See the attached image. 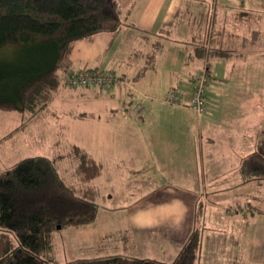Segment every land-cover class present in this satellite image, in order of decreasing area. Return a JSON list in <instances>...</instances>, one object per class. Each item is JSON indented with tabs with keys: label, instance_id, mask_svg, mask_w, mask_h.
<instances>
[{
	"label": "crops",
	"instance_id": "crops-1",
	"mask_svg": "<svg viewBox=\"0 0 264 264\" xmlns=\"http://www.w3.org/2000/svg\"><path fill=\"white\" fill-rule=\"evenodd\" d=\"M222 1L118 0L128 21L137 27L125 30L133 48L131 56L124 61L119 57L120 68L128 66V72L119 69L125 82L108 91L83 88L73 94V98H92L96 103L109 97L114 104L112 110L129 123L125 131L129 143H138L144 150L143 157L138 154L130 162L133 172L147 176L138 184L146 193L125 210L132 248L125 256L172 262L196 225L204 228V251H210L201 264H220L211 254L216 252L212 244L223 250L222 264H251L252 254L257 251L258 255L264 243V209L257 206L264 197L257 183L264 189V179L246 175L242 167L245 158L257 150V131L262 134L264 128L263 117L257 113L256 87L257 37L264 35L257 28V21H262L257 8L263 9L259 6L263 0L258 4L257 0ZM82 53L79 43L73 61ZM206 66L211 70L206 87L207 111L199 115L188 101L197 76ZM174 87L184 94L180 103L167 101L168 91ZM134 92L140 95V112L132 107ZM132 111L138 117L135 122L127 119ZM80 113L71 115L78 117ZM102 117L100 114L96 118L101 121ZM257 118L263 120L259 129ZM112 127L117 131L123 126ZM216 144L226 151L218 154ZM95 160L102 171L94 180L104 169L103 163ZM148 161L180 182L171 183L166 176L171 182L164 183L162 176L144 173ZM210 192L223 206L221 217L236 215L238 219L231 221L226 216L221 232L219 221L214 222L218 210L207 208L214 203ZM253 227L259 228L262 236L257 235L249 253L244 242L246 235H251L246 229ZM230 243L235 251L227 250Z\"/></svg>",
	"mask_w": 264,
	"mask_h": 264
},
{
	"label": "trees",
	"instance_id": "trees-1",
	"mask_svg": "<svg viewBox=\"0 0 264 264\" xmlns=\"http://www.w3.org/2000/svg\"><path fill=\"white\" fill-rule=\"evenodd\" d=\"M135 28L118 0H0V109L19 111L37 123L51 115V104L67 84L65 80L70 83L69 76L92 80H80L74 88L112 87L120 82L115 75L92 68L71 73L72 52L78 41L98 33L116 37ZM206 68L208 83L211 70ZM138 104L142 108V102ZM261 135L257 150L242 166L246 175L257 180L264 179V128ZM82 150L73 146L78 158L77 187L64 181L47 156L26 157L0 170V264L202 263L204 228L198 225L172 262L106 255L59 263L45 257L52 252L58 226H84L98 215V190L90 182L100 175L102 166Z\"/></svg>",
	"mask_w": 264,
	"mask_h": 264
},
{
	"label": "rangeland",
	"instance_id": "rangeland-1",
	"mask_svg": "<svg viewBox=\"0 0 264 264\" xmlns=\"http://www.w3.org/2000/svg\"><path fill=\"white\" fill-rule=\"evenodd\" d=\"M220 2L223 3L222 0ZM259 6L263 7V9L257 8L262 21L261 18L257 21V28H261V32H264V0ZM113 38L114 35L112 33L101 32L90 40L78 41L75 47L80 43L83 53L78 55L76 61H74V68L71 69V73L82 71L84 66L89 64L92 65V69H97L99 73L103 72L104 75L117 76L120 82L115 85L124 83L125 78L119 75V69H121L120 64H118L120 63L119 57H122V61H124V59L131 56L133 48L128 40L127 32L121 33L116 40ZM127 67L124 66L121 70L128 72ZM260 72L264 75V35L257 37L256 86L257 113L264 120V77ZM65 83L68 85L65 84L61 88L52 103L50 109L52 118L49 116L48 118L44 117L35 123L36 118H31L30 116L27 119L19 111L0 109V170H5L26 157L47 156L54 161L64 181L71 187H77L79 186L76 174L78 158L73 151L72 144L79 149H83L84 154L88 153L101 161L104 167L102 175L90 182L91 185L96 186L98 189L97 201L99 210L96 219L93 223L86 226L59 229L53 239L52 252H48L45 257L52 258L54 262L62 263L75 258H92L115 254H123L125 256L127 255L126 253H130L127 252V249L132 250L128 244L130 229L129 227L127 229L125 210L134 201L140 199L142 194L146 193V190H139L138 184H141L139 179H142V177L146 179L147 176L133 172L130 162L132 159H137L138 154L140 155L138 157H143L141 155L144 150L140 149L138 143H135V146L129 143L128 136L125 133L129 123L126 122V118L118 116L117 111L112 110L114 104L109 97H102L100 103H96L92 98L88 100L86 98L80 99L81 96L73 98L75 90H82L83 88H74L75 85H71L66 80ZM110 88L111 86L109 85L101 90L108 91ZM130 89L135 90V87ZM139 96V93L134 92L133 97H131L133 109L138 103H141L137 100ZM78 111L82 113H80L81 115L77 114L79 115L78 117L71 115V113ZM88 111L90 114L84 116L83 113ZM100 114L105 116L102 117L101 121L96 118ZM136 118H138L137 114L133 111L128 113V120L131 119L135 122ZM263 120L257 118L258 129L260 121ZM63 123H66V125L62 126ZM115 124L123 127L116 131L112 127ZM261 139V131H257V145ZM216 146L218 154L226 151V149H222V145L216 144ZM144 168L147 170L144 172L146 174L153 173L154 175L162 176L161 181L164 180V183L171 182V180V183L173 181L175 183L180 182L179 179H175L170 174L163 173L162 170L158 171L156 167L153 168L149 161L147 165H144ZM154 175L152 176L153 178ZM166 176L170 177L171 180ZM145 181L147 182V180ZM187 181L188 183L191 182L190 179ZM261 185L257 183V189L262 190L263 193L264 189L260 187ZM210 200L214 203L213 205H208L207 208L209 210H212V208L218 210V215L214 219V222L219 221L218 223L221 224L218 227V231L221 232L226 224L224 220L227 219L225 218L226 216L232 218L230 219L231 221H238L236 215L226 214V216L221 217L224 210L223 206L211 192ZM252 203L255 205L254 201ZM257 206L264 209V197L257 201ZM246 208L248 207L244 206L245 211H247ZM250 208L252 209V207ZM244 209H242V212ZM249 216L252 217L253 215ZM210 217L211 215L209 214L207 219L209 220ZM246 233L251 235H246L244 249H247V252L250 253L254 249L255 242H257V235L260 234L262 236V233L259 232V228L254 227L247 228ZM216 246V244H212V248H215L216 252L211 254L216 255L215 258L218 259V263L222 264V255H220L222 249ZM231 246V243L228 244L227 250L235 251ZM203 253V258L208 254L210 255L209 250ZM252 259L251 264L264 263V243H262L258 255L257 251L252 254Z\"/></svg>",
	"mask_w": 264,
	"mask_h": 264
},
{
	"label": "built area",
	"instance_id": "built-area-1",
	"mask_svg": "<svg viewBox=\"0 0 264 264\" xmlns=\"http://www.w3.org/2000/svg\"><path fill=\"white\" fill-rule=\"evenodd\" d=\"M80 78V79H79ZM68 80L70 81L71 84L76 85L80 80H84L81 77L78 76H69ZM82 81L83 83H91V79H87V81ZM208 81V74L206 72V69L198 76L197 80L195 81V84L193 86L192 92H191V97H190V104L193 110L199 114L202 115L206 113L207 108H206V84ZM183 92L179 89H172L168 92L167 95V101L169 103H180L183 98ZM137 112H140L141 105L138 104L134 108Z\"/></svg>",
	"mask_w": 264,
	"mask_h": 264
},
{
	"label": "water",
	"instance_id": "water-1",
	"mask_svg": "<svg viewBox=\"0 0 264 264\" xmlns=\"http://www.w3.org/2000/svg\"><path fill=\"white\" fill-rule=\"evenodd\" d=\"M61 228V226H58V229H60Z\"/></svg>",
	"mask_w": 264,
	"mask_h": 264
}]
</instances>
